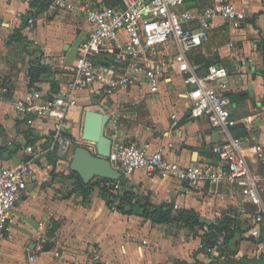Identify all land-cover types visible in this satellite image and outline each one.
<instances>
[{"label": "crops", "instance_id": "crops-1", "mask_svg": "<svg viewBox=\"0 0 264 264\" xmlns=\"http://www.w3.org/2000/svg\"><path fill=\"white\" fill-rule=\"evenodd\" d=\"M52 1L0 0V146L6 147L0 153V168L30 161L36 170L0 238V264H24L33 253L37 254L33 264H175L176 259L196 258L209 262L201 249L203 237L192 229L112 210L98 186L88 194L76 189L70 164L67 166L74 149L65 160L56 151L45 152L52 122L16 110L14 101L29 97L32 90L47 95L66 85L78 45L91 30L79 9L52 12ZM213 1L186 0V6L202 8ZM235 2L247 18L240 26L215 18L210 38L193 53L192 60L200 73L206 71L208 62L228 68L226 81L234 115H253L248 128L238 125L234 133L245 129L247 133L240 136L264 144V78L258 71L264 68V0ZM31 15L35 16L32 25L26 21ZM18 28L23 38L10 40ZM109 56L101 55V62ZM33 62L49 64L53 74L30 84ZM77 96V105L68 112L69 130L76 138L74 148L87 144L82 139L86 110H101L107 103L98 85L78 91ZM195 96L179 74L162 83L159 92H152L150 85L138 78L110 97L109 112L119 119L123 139L147 145L150 151L163 149L171 160L184 165L211 163L219 157L214 147L222 134L205 117L187 118ZM172 112L181 115L177 126L173 125ZM249 158L252 166L264 173V165L252 148ZM123 177L127 183L122 184L136 195L134 201L171 202L175 209L193 208L205 222L236 216L245 231L238 236H252L256 206L244 201L229 183H207L198 191L187 192L181 181L149 177L141 169ZM261 194L263 198L264 180ZM260 232L264 238V223ZM246 237L239 245L244 253L264 252V240L255 242Z\"/></svg>", "mask_w": 264, "mask_h": 264}, {"label": "built area", "instance_id": "built-area-1", "mask_svg": "<svg viewBox=\"0 0 264 264\" xmlns=\"http://www.w3.org/2000/svg\"><path fill=\"white\" fill-rule=\"evenodd\" d=\"M50 9L52 12L79 9L91 30L78 45L65 86L47 95L34 89L29 97L14 101L18 112L52 122L45 152L56 151L63 160L72 154L76 138L69 130L68 112L78 103V91L98 85L104 93L103 99L109 103L110 97L138 78L146 81L152 92H159L162 83L179 74L183 84L196 92L187 118L205 117L222 134V140L214 147L219 156L217 161L184 165L171 160L163 149L150 151L147 145L127 141L120 132L119 119L111 114L107 124V133L112 139L108 158L123 175L141 169L149 177L175 178L184 184L187 192L198 191L207 183L231 184L244 201L256 206L250 234L260 237V225L264 223L261 194L264 173L261 168L252 166L249 150H254L263 166L264 144L251 143L249 137L234 133L238 125L248 128L253 115H234L226 66L213 63L200 73L192 60L193 53L210 38L215 18L221 17L240 26L247 13L238 8L235 0H214L202 8L186 6V0H53ZM27 21L32 25L35 16H29ZM103 53L111 56L101 62ZM101 110H105L103 106ZM180 116L172 112L173 125L180 123ZM91 144L94 145L87 143L90 149ZM35 177L36 170L30 161L0 168V238L20 195ZM110 185L117 197L122 195L124 185L120 180ZM116 206L111 209L117 210ZM223 242L221 235L216 245L203 252L216 256ZM55 254L60 255L59 250ZM36 255L29 254L24 264H33Z\"/></svg>", "mask_w": 264, "mask_h": 264}, {"label": "trees", "instance_id": "trees-1", "mask_svg": "<svg viewBox=\"0 0 264 264\" xmlns=\"http://www.w3.org/2000/svg\"><path fill=\"white\" fill-rule=\"evenodd\" d=\"M21 38H23V35L19 28L14 30L10 36V40H21ZM209 65L210 62L205 67H209ZM258 71L264 78V68ZM52 74L53 72L49 64L33 62L29 70L30 84L41 79H48ZM238 128H241V126ZM237 133L238 135H244L247 131L244 129ZM5 149L6 147L0 146V153H3ZM73 176L75 177L76 189H80L84 194H88L95 186H98L100 194L106 200L108 206L112 208L116 204L117 210L122 213H138L143 218L151 220L154 223H173L179 227L192 229L195 232L199 227L204 231L202 234L204 239L201 247L202 251L207 247L216 245L220 236H224V242L219 246L220 253L212 256L213 259L209 262L199 260L198 258L194 261L176 259L174 260L175 264H264V252L255 256L243 255L238 258L235 256L239 251L240 239L246 237L238 236V233H244L245 231L242 228L241 220L236 216L226 215L223 220L217 219L212 222H205L200 219V216L193 208L183 207L175 209L174 204L171 202L154 204L148 200L134 201L136 197L134 191L128 189L125 185L122 195L117 197L112 190V184L110 185V183L116 181L114 179L98 177L95 181L92 180L89 183H85L81 176L72 170L71 177ZM246 238L253 239L255 242H262L264 240L262 236L258 238L249 236Z\"/></svg>", "mask_w": 264, "mask_h": 264}, {"label": "water", "instance_id": "water-1", "mask_svg": "<svg viewBox=\"0 0 264 264\" xmlns=\"http://www.w3.org/2000/svg\"><path fill=\"white\" fill-rule=\"evenodd\" d=\"M109 108L107 102L104 104L105 110L89 109L85 112L82 139L93 142L95 150L90 149L87 144H78L70 161L71 170L77 172L85 183L98 177L120 179L123 184L127 183V179L112 166L108 158L112 144L107 133V124L111 117Z\"/></svg>", "mask_w": 264, "mask_h": 264}, {"label": "rangeland", "instance_id": "rangeland-1", "mask_svg": "<svg viewBox=\"0 0 264 264\" xmlns=\"http://www.w3.org/2000/svg\"><path fill=\"white\" fill-rule=\"evenodd\" d=\"M88 143V142H87ZM91 146H92V148L91 149H93V150H95V144L93 145V144H91ZM69 164H70V161L68 160V162H67V166H69ZM263 199H264V196H263ZM199 231H202V232H199ZM197 232V235L198 234H200V236H202V234H203V230L202 229H200V230H198V231H196ZM238 253H237V255H235L237 258L238 257H240V256H243V255H249V256H255V255H259V254H251V253H244L242 250L243 249H240V248H238ZM206 254V253H205ZM208 255V254H207ZM208 258H209V260L211 259H213L212 258V256L211 255H208ZM191 261V260H190Z\"/></svg>", "mask_w": 264, "mask_h": 264}, {"label": "bare ground", "instance_id": "bare-ground-1", "mask_svg": "<svg viewBox=\"0 0 264 264\" xmlns=\"http://www.w3.org/2000/svg\"><path fill=\"white\" fill-rule=\"evenodd\" d=\"M123 175V174H122Z\"/></svg>", "mask_w": 264, "mask_h": 264}]
</instances>
